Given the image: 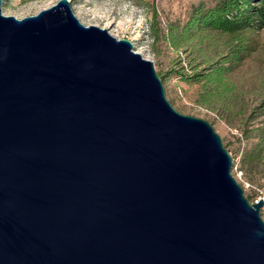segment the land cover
Masks as SVG:
<instances>
[{
  "label": "water",
  "instance_id": "water-1",
  "mask_svg": "<svg viewBox=\"0 0 264 264\" xmlns=\"http://www.w3.org/2000/svg\"><path fill=\"white\" fill-rule=\"evenodd\" d=\"M1 4L0 264H264V200L152 61L69 0Z\"/></svg>",
  "mask_w": 264,
  "mask_h": 264
},
{
  "label": "rangeland",
  "instance_id": "rangeland-1",
  "mask_svg": "<svg viewBox=\"0 0 264 264\" xmlns=\"http://www.w3.org/2000/svg\"><path fill=\"white\" fill-rule=\"evenodd\" d=\"M58 1L2 0L1 12L20 20ZM69 1L82 25L130 41L135 52L152 61L172 106L183 115L207 121L221 137L233 159L232 173L240 176L237 181L249 202L264 195V153L251 169L243 163L244 153L258 142L257 128L264 123V113L258 109L264 98V28L247 34L248 53L216 87L206 80H186L181 74H210L214 68L226 67L232 47L243 43L217 32L192 30L180 37L193 8L200 4L210 8L217 0Z\"/></svg>",
  "mask_w": 264,
  "mask_h": 264
},
{
  "label": "trees",
  "instance_id": "trees-1",
  "mask_svg": "<svg viewBox=\"0 0 264 264\" xmlns=\"http://www.w3.org/2000/svg\"><path fill=\"white\" fill-rule=\"evenodd\" d=\"M262 28H264V0H217L216 4L210 8L203 4L195 6L180 38L192 30L217 32L231 36L243 45L232 47L226 67L214 68L210 74L181 75L186 80L191 78L197 81L206 80L217 87L221 83L223 74L231 71L236 63L243 61L245 54L248 53V47L245 44L248 41L247 34ZM171 38L175 39L172 35ZM258 109L264 113V98L260 101ZM257 131L258 142L243 155V163L248 166V169H251L254 161L264 153V123L257 128Z\"/></svg>",
  "mask_w": 264,
  "mask_h": 264
},
{
  "label": "built area",
  "instance_id": "built-area-1",
  "mask_svg": "<svg viewBox=\"0 0 264 264\" xmlns=\"http://www.w3.org/2000/svg\"><path fill=\"white\" fill-rule=\"evenodd\" d=\"M238 177H240V176H235L236 179H237ZM260 199L264 200V195L259 196V197L257 198V200H255V202H257V201L260 200ZM255 202H254V203H255ZM260 212H261V216H262V214H264V206L261 208Z\"/></svg>",
  "mask_w": 264,
  "mask_h": 264
}]
</instances>
